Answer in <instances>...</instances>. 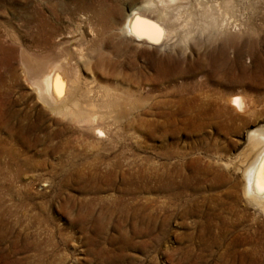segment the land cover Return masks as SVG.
<instances>
[{"label": "rangeland", "instance_id": "obj_1", "mask_svg": "<svg viewBox=\"0 0 264 264\" xmlns=\"http://www.w3.org/2000/svg\"><path fill=\"white\" fill-rule=\"evenodd\" d=\"M144 1L0 0V36L15 32L29 45L27 20L44 7L60 40L73 39L52 56L68 54L93 95L101 84L122 93L117 109L133 121L93 151L29 88L20 48L0 62V264H264V213L244 195V170L262 152L249 137L264 130V0H191L229 22L220 36L193 7L175 11L177 25L206 40L178 54L173 80L139 85L134 67L153 73L155 48L123 50L129 84L79 59L81 47L102 50L103 30L92 42L77 18L111 8L119 28ZM234 95L243 109L229 104ZM98 152L108 155L95 160Z\"/></svg>", "mask_w": 264, "mask_h": 264}, {"label": "bare ground", "instance_id": "obj_2", "mask_svg": "<svg viewBox=\"0 0 264 264\" xmlns=\"http://www.w3.org/2000/svg\"><path fill=\"white\" fill-rule=\"evenodd\" d=\"M177 2H180V4H177ZM185 6L196 9L190 11L191 15H196V19L198 17L203 18V7L200 5L199 1L193 4L191 0H145L144 3L130 9L119 28L114 26L111 8H108V10L105 9V11L102 12L97 11L93 16L94 18L87 13L84 17L77 18V27L79 28L83 23H87L89 28L88 32L93 35V39L91 38L93 42L97 36V26L101 25L102 28H100V30H103V37L101 43L98 44L100 45L99 49L102 50L94 55L93 51H96L95 47H92L88 52L84 51V47H79V59L89 63L95 58V66L97 69L98 67L102 69L104 66H107L109 67L110 72H108L111 73V76L114 75V77H117V75H119L120 82L129 84L131 76L121 72V68L128 64L123 50L129 47L130 44L135 46L136 53L140 52L142 47L155 48L156 52L146 51L153 62V73L149 74L147 70H145L147 65L143 66L137 63L134 67V73L139 80L137 81L140 82L139 85L145 86V84L155 83L167 73L170 79L173 80L177 75L178 54L184 55L192 49L191 44L193 45V43H197L202 39L206 40V38L203 37V32H200L199 35L196 34L198 31L197 28L193 31L188 27L183 30V26L180 27L177 25L178 22L175 23V11L182 16L183 12L181 8ZM52 13L57 19L60 18L55 8L52 9ZM204 19L205 21L202 23L204 26L212 24L214 27L215 32L213 35L220 36L226 34L229 28H231L229 22L219 16H215L214 11L209 12L208 15L204 16ZM27 23L33 31L31 42L27 46L24 44L23 39L15 32H7L5 37L0 36V62L4 61L8 56L14 54L17 51L16 49L20 48V58L23 72L25 73V80L40 103L53 114L72 124L78 132L75 139L84 143V145L86 144L91 150H100L104 141H111L112 144L113 135L116 134L118 130L117 127L120 128L122 126L121 128L129 129L133 124V121L128 119V116H125L126 113L123 115L121 111L117 109V104H119L117 97H122V93L121 95H115L114 91L111 89L112 86L109 87L108 84L103 86L101 84L99 85L102 86V88L100 87L101 92L99 94L93 92L96 94L93 95L90 86H83V78L81 77L80 69L77 68L74 72H72L73 68L72 70L70 69V65L72 66L73 63L68 54L52 56V51L54 49L65 48L64 44L67 45V43L71 42L73 39L69 40L67 38V41L60 40L64 32L61 30L59 31V29L55 27V24L50 19L44 7H38L34 11L33 16L27 20ZM152 25H155L160 32L157 33L155 28L151 27ZM179 30L182 31V34H180L178 38L177 31ZM74 31L75 30H69L66 33H68V36H71ZM80 34L82 35L81 37L85 36L83 30ZM76 39L78 38H75V40ZM27 47L48 48V50H43L41 52L42 54L30 53ZM92 53L94 56H92ZM77 63L78 62L74 63L73 66H77ZM101 76L103 77L106 75L101 74ZM116 79L118 78H115V80ZM148 89L153 90L150 87ZM229 104L235 109H243L245 100L241 95H234L229 99ZM142 115L144 114H138V116ZM141 119L144 120L143 117ZM125 120L126 122L124 123ZM113 128L115 129L114 132L112 130ZM249 141L253 149L260 147L262 148V152L257 154L254 161L252 160L253 162L251 161L252 163H249L250 165L248 167L246 166L247 168L244 170L246 179L244 184V195L249 202L264 213V192L257 191L256 189L257 178L262 176V171L264 169V130L258 129L253 132L249 137ZM106 155H108V153L103 155L102 152H98L94 154V159L100 158L104 160Z\"/></svg>", "mask_w": 264, "mask_h": 264}, {"label": "snow or ice", "instance_id": "obj_3", "mask_svg": "<svg viewBox=\"0 0 264 264\" xmlns=\"http://www.w3.org/2000/svg\"><path fill=\"white\" fill-rule=\"evenodd\" d=\"M151 27L155 28L157 33L160 32L158 28H156L155 25H152ZM162 34V33H161ZM256 189L257 191L264 192V176L258 177L256 181Z\"/></svg>", "mask_w": 264, "mask_h": 264}]
</instances>
